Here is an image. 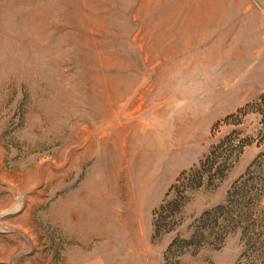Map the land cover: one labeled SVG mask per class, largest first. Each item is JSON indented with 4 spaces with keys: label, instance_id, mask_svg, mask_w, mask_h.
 I'll list each match as a JSON object with an SVG mask.
<instances>
[{
    "label": "rangeland",
    "instance_id": "1",
    "mask_svg": "<svg viewBox=\"0 0 264 264\" xmlns=\"http://www.w3.org/2000/svg\"><path fill=\"white\" fill-rule=\"evenodd\" d=\"M263 94L264 0H0V264H164L264 151ZM219 142L224 178L154 235ZM256 171L237 201L250 218L178 264H264Z\"/></svg>",
    "mask_w": 264,
    "mask_h": 264
},
{
    "label": "trees",
    "instance_id": "2",
    "mask_svg": "<svg viewBox=\"0 0 264 264\" xmlns=\"http://www.w3.org/2000/svg\"><path fill=\"white\" fill-rule=\"evenodd\" d=\"M254 107L257 109V114L260 116V121L264 123V94L258 99V102L254 104ZM223 147V142H219L213 147H211L210 152L205 157V159L198 163L197 166L189 170V172H183L180 177L174 182V184L168 189L164 202L158 206L156 211L153 213L152 217V228L153 233L159 234L163 232L166 226L170 223L174 222L168 221V224L165 225V219L171 218L173 216L178 215L184 205L186 204V191H198L199 189L211 187L212 180H217L220 182L228 169L225 164H217L218 155L217 151H221ZM232 152H230L231 154ZM264 164V151L260 152L252 163L249 165L247 171L244 173V176H241L230 188L227 192L226 202L222 206H218L211 211L204 212L199 218L196 220L197 226L192 231L191 235L187 239H176L173 240L167 247L163 263L165 264H178L177 258L178 254L184 248L198 247L199 244L203 241L211 239L212 243H220L223 240L224 235L229 229V226L232 228L238 226L242 222H245L250 217L243 215L241 211L238 209L237 201L240 203H244L241 198L244 194L245 186L248 181L252 180L249 178V172L254 167V170H259L263 168ZM259 171H256L258 173ZM190 173V174H189ZM246 174V175H245ZM262 174L258 177H255L257 184L259 187V182L263 181ZM186 180L183 179L185 176ZM183 180L185 182H183ZM217 182V183H218ZM256 187L254 186V190L256 191ZM172 196H171V195ZM256 201V199H254ZM254 247L255 250L258 251V256H261L264 253V217L260 218L256 217L254 211ZM167 264V263H166Z\"/></svg>",
    "mask_w": 264,
    "mask_h": 264
},
{
    "label": "crops",
    "instance_id": "3",
    "mask_svg": "<svg viewBox=\"0 0 264 264\" xmlns=\"http://www.w3.org/2000/svg\"><path fill=\"white\" fill-rule=\"evenodd\" d=\"M255 24H257V22L255 23ZM165 38V37H164ZM166 39L168 40V42H170V40H169V38L168 37H166ZM186 39V38H185ZM186 41V40H185ZM168 42H165V44H163V46H170V43H168ZM187 44H186V46H182L181 47V50L182 51H184V49H187ZM173 52V51H172ZM185 64H188V63H185ZM177 66H180V65H177ZM81 221V219H79L78 217H76L74 220H72V224H73V226H76V225H78V221ZM82 220H83V218H82Z\"/></svg>",
    "mask_w": 264,
    "mask_h": 264
}]
</instances>
